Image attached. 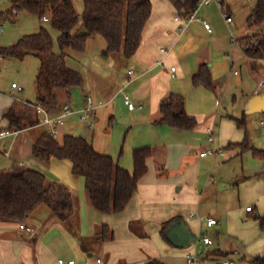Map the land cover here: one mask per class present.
<instances>
[{"label": "crops", "instance_id": "crops-1", "mask_svg": "<svg viewBox=\"0 0 264 264\" xmlns=\"http://www.w3.org/2000/svg\"><path fill=\"white\" fill-rule=\"evenodd\" d=\"M72 1L75 5V0ZM151 2L152 13L143 30V40L137 52L130 58H126L122 52L114 53L111 54L114 57L112 62L106 65L97 63L112 71L111 80L104 82L103 87L94 89L88 84L83 74L88 68L84 67L82 72L76 60L66 52L68 66L81 72L85 83L82 88L73 89L71 97H67L66 101L60 102L61 107L69 103L81 109L85 106L87 96H91L95 102L103 101L104 106L119 99L122 102L123 99L124 113H120L122 118L119 121L136 124L140 128L139 134L131 132L123 153L118 154L119 151L113 150L114 146H109L94 133L91 134L94 131L96 111L90 117L92 128H89L87 120L82 119V113L77 112L80 120L87 124L86 128L80 129L65 121L60 130L62 139L57 138L62 142L67 134L81 136L86 133V139L98 152L110 155L130 173L134 172L133 150L152 147L153 155L147 159L148 171L140 179L136 193L123 212L101 213L92 207L85 189V179L73 174L69 160L52 158L43 164L42 161L31 163L37 167H28L42 171L48 180L62 182L70 189L74 197V215L68 221L61 222L51 216L48 206L42 205L23 223L0 220V264H59V258L96 264L97 257L103 259V264H147L149 258H160L167 264H187L186 256L199 254L200 249L207 256H218L219 264L223 260L235 264L230 259L232 255L245 260L242 258L247 254L239 251L238 245L239 240L247 237L243 235L246 232L244 225L239 226L240 218L250 206L245 188L255 194L258 188L254 189V186H259L260 181V189L264 193V167L259 173L243 171L242 177H237L236 172L232 175L227 170H220L222 166L218 167L217 159L237 152L226 146L240 140L241 134L235 130L227 115L221 112L215 115L214 110L221 104L218 93L222 94L223 89L231 86L232 82H238L240 71L236 68L237 62L245 63L254 74L264 75V59H253L245 53V49L256 42L254 37H246L257 34L264 36L263 31L258 28L254 31L255 28H250L247 22L257 0H222V6L210 1L200 5L195 18L187 23L176 19L184 15V11L176 8L171 0ZM77 11L82 14L79 9ZM223 13L232 17V24L226 22ZM238 16H243L240 18L242 21L238 22ZM39 20L40 29L45 27L44 22H49ZM204 22L210 24L212 31H208ZM3 30L1 25L0 34ZM232 36L235 40H232ZM8 59L11 58L0 57V68ZM201 63H209L212 78L220 82L221 88L214 91L193 84L192 76ZM37 66L39 69L40 63ZM172 67H176L174 73ZM11 90V95L18 91L12 85ZM91 92L98 98H94ZM170 93L185 97L187 112L200 119L198 127L186 130L154 124V120L160 116L161 102ZM126 95L139 105L134 104L135 107L129 109L125 103ZM23 100L34 102L36 99L12 100L0 92V127L8 125L4 118L5 112L15 101ZM118 110L114 109L116 114H119ZM126 118H129L128 122L124 121ZM256 127H259L258 122ZM35 128H42V131L34 134ZM44 131L48 130L38 125L18 131L29 132L30 136L18 138L15 137L17 133L0 137L1 150L10 156L8 163L0 165V170L13 166L25 167L21 142H30L32 150L33 143ZM209 134L214 135V145L216 148L219 145L222 152L202 156V152L212 147L208 141ZM8 137H12L9 147L13 150V156L5 143ZM236 187L238 198L235 196ZM40 209L47 212L46 219L38 218ZM253 211L254 207L247 213ZM208 217H215L218 222L207 227L205 220ZM173 218L177 220L169 230L182 220L189 232L197 237V241L181 247L168 236L165 239L161 233L162 225ZM21 225L25 228H21ZM103 225L113 231L111 239H100ZM209 232L216 238H211V244H204L203 234L208 236ZM263 235L254 227V235L250 238H255L258 250L251 259L264 253V244H261ZM223 244H227V249H223Z\"/></svg>", "mask_w": 264, "mask_h": 264}, {"label": "trees", "instance_id": "trees-1", "mask_svg": "<svg viewBox=\"0 0 264 264\" xmlns=\"http://www.w3.org/2000/svg\"><path fill=\"white\" fill-rule=\"evenodd\" d=\"M176 8L188 15L195 10L200 0H171ZM84 10L80 15L72 0H12L11 7L1 15L16 19L20 11L36 14L40 19L49 17L53 29L59 32L55 51V40L46 27L21 37L16 43L0 46V57L23 60L29 55L37 57L40 66L36 76L37 97L33 103L15 101L5 112L4 130L22 131L39 125L40 117L35 106L49 111L61 108L57 89H65L67 97L75 88L85 83L81 72L68 66L66 51L86 50L90 37L102 35L107 43L104 56L122 52L132 57L141 46L143 30L152 13L151 0H83ZM250 28H259L264 23V0H257L256 7L247 20ZM256 42L245 49L248 57L264 59V36L253 35L246 39ZM195 86L203 85L216 91L222 87L211 75L209 63H201L192 76ZM160 116L156 125L193 130L199 125L198 118L186 110L185 97L170 93L159 106ZM238 127L246 128L245 118L236 119ZM227 149L238 148L241 152L251 150L255 158L264 163V149L250 145L247 137L230 143ZM32 153L41 161L52 158L69 160L75 176L85 179V189L93 208L101 213L123 212L138 189L140 179L147 173V159L153 155L150 146L133 150L134 172L120 167L108 154L98 152L86 138L67 134L60 142L49 131L42 132L32 145ZM264 176V168L262 170ZM46 205L51 216L61 222L68 221L75 211L74 197L62 182L50 181L40 170L13 166L0 170V220L23 223L40 206ZM264 226V217L255 214ZM177 218L163 223L161 233L167 239V231ZM102 241L111 239L113 231L103 225L99 234ZM245 259V258H242ZM264 264V253L249 261ZM147 264H167L160 258H149Z\"/></svg>", "mask_w": 264, "mask_h": 264}, {"label": "rangeland", "instance_id": "rangeland-1", "mask_svg": "<svg viewBox=\"0 0 264 264\" xmlns=\"http://www.w3.org/2000/svg\"><path fill=\"white\" fill-rule=\"evenodd\" d=\"M11 2L12 0H0V12H5L7 9H9L11 7ZM75 5L77 9L80 10V13H83V0H75ZM238 17V22L242 21L240 18L243 16ZM40 24L41 22L36 14L24 10L18 13L16 19H12L11 16L8 15H0V26L3 25L4 28L3 32L0 34V46L14 44L24 35L39 31ZM43 25H45L51 34H53L55 40V51H59L57 43L59 32L53 29L49 22H44ZM258 29L264 32V23ZM255 30L256 28L254 31ZM106 47L107 43L105 38L102 35H98L88 38L86 50L84 52H78L73 49L66 51L69 57L76 60L75 63L80 67L82 72L84 67L88 68V70H86V72L84 71L83 74L85 77H87L88 84H90L94 89L103 87L104 82H107L112 78V71L108 67L97 65V63H103L106 65L109 62H112V59L114 58L113 55H103V51L106 49ZM39 63V59L33 55H29L23 60L12 58L8 59V61L3 64V67L0 68V92L5 97L12 100L26 98L36 99L35 80L38 72L37 65ZM99 68H102L103 70H99ZM236 68L240 71V75L237 77L238 82H232L231 86L223 89L224 92L222 94L218 93V96L221 99V104L219 108L216 106L214 110L215 115L216 113L219 114L220 112L223 115H227L228 119L234 124L235 130L241 134L240 140L233 141L231 143L241 142L247 137L250 145L259 149H264V75L252 73L245 63L237 62ZM100 71L105 72V74L100 73ZM13 82H15L19 87L23 88V91H14V94L11 95V85ZM56 91L60 101L67 100V92L65 89H57ZM91 93L94 98H98L93 92ZM132 101L135 105H139L136 100ZM122 102L124 103L123 99ZM122 102L119 99L117 102H110L107 105L98 108L97 117L94 120V131L91 132V134L94 133L98 139L105 141L109 146H114L113 150L119 151L118 154L123 153L128 135L131 132L132 134L138 135L140 131L139 126L136 124L122 123L119 121V119L122 118V114L120 113H124ZM73 107L76 108L75 106ZM115 108L119 109V114H116L114 111ZM75 113L66 117L65 121L76 127H79L80 129H85L87 124L80 120V114ZM196 117L200 122L199 117ZM243 117L245 118L246 122L245 129L238 127L236 120ZM257 122L259 123V127H256ZM45 129L47 130V128ZM33 131L34 134H38L40 131H42V128H35ZM29 134V132H21L17 135H14L15 137L21 138L24 136L26 137L27 135L30 136ZM56 138L59 140L62 139L61 131ZM89 140H91V138ZM11 141L12 137H8V139L5 141L8 147L11 146ZM21 146L23 147V149H21V154L23 156L25 167H37L33 166L31 163L41 162V160L33 155L30 142H21ZM9 148L13 156V150L11 147ZM217 148L220 149L221 147L217 145ZM232 150L237 152L233 153V155L229 157L228 154L225 157L219 156L217 159V163H219L218 167L222 166L220 170H227V172L231 173L232 175H235L236 172L237 177H242L243 174L241 172L243 171L249 173H259L262 167H264L263 161L255 158L251 150H245L243 152H241L238 148ZM9 160L10 156H6L4 151L1 150L0 142V165L2 163H8ZM43 163H46V161H42V164ZM217 172L219 173V171ZM260 187L261 182L259 181V186H254V189L258 188L255 194H253L251 190L245 188V196L248 197L247 203L252 208L254 207V211L247 213V210L245 209L246 211L244 216H242V219L240 218L239 222L241 223H239V226L241 227V224L244 225L246 232L243 235L247 237H245V239H241V241L239 240L241 243L240 244L238 242L239 251H243V253H246L247 255L245 260H241V257L238 255H232L230 259L234 260L235 264H251L249 260L258 250V246H255V238H250L254 235V227H256L260 233L264 234V226L261 225V219L255 218L256 213H259L261 217H264V193ZM234 190L236 192L235 196L238 198V188L236 187ZM251 194H253V196H250ZM37 214L38 218L40 219H46L47 217V212L41 209ZM208 236L214 240L216 238L214 234L210 232ZM261 244H264V235L261 239ZM222 247L223 249H227L228 246L227 244H223ZM198 252L201 256V261L199 264H219L220 258L218 256H207L206 252L202 251L201 249Z\"/></svg>", "mask_w": 264, "mask_h": 264}, {"label": "built area", "instance_id": "built-area-1", "mask_svg": "<svg viewBox=\"0 0 264 264\" xmlns=\"http://www.w3.org/2000/svg\"><path fill=\"white\" fill-rule=\"evenodd\" d=\"M210 1H215L216 3L219 4V6H222L221 5L222 0H200L197 7L195 8V10L193 12H191L188 15H180L176 19L182 20L185 23L193 20L195 18V13H196L197 8L200 5H202L204 3H208ZM223 16H224L226 22H228L229 24L233 23V19L231 16L227 15L226 13H223ZM43 19L45 21H49L48 16L43 17ZM204 25L208 29V31H212L209 23L204 22ZM232 40H235L234 36H232ZM171 71H172V73H174L176 71V67H172ZM131 72L132 71H130V73ZM12 87L17 88L18 91L23 90V88L19 87L16 83L12 84ZM125 103L128 106V108L131 110L135 107L134 103L130 100V97L128 95L125 96ZM104 104L105 103L103 101L95 102L91 96H87L85 106L81 109L74 108L69 103L64 104L57 112L49 111L40 105L35 106V109H36V112L38 113V115L40 117L39 125L47 128V130L53 136L57 137L61 128L65 124L66 117L74 114L75 112L82 113V116H81L82 119L87 120L89 122V128H92L93 122H91L90 117L96 113L98 108L104 106ZM16 133H18V131L4 130L0 133V137L9 136V135L16 134ZM208 141L212 145V147L209 148L207 151L202 152L201 153L202 156H205L206 154H216L218 152L219 153L222 152V150H219L215 147V145H214L215 138H214L213 134L208 135ZM252 210H253V208L251 206L247 207V211H252ZM217 222H218V220L215 217H208L205 220V224L207 227H212ZM21 228H25V226L21 225ZM27 229L29 231L33 230L31 228H27ZM202 240H203L204 244H211L212 243L211 238L207 235H204V234H203ZM186 261H187V264H199L201 261V256L199 254H188L186 256ZM58 263L59 264H90L87 261L86 262H78L75 259L65 260L63 258H59ZM95 263L96 264H103V259L101 257H97ZM222 264H234V263L230 260H223Z\"/></svg>", "mask_w": 264, "mask_h": 264}, {"label": "water", "instance_id": "water-1", "mask_svg": "<svg viewBox=\"0 0 264 264\" xmlns=\"http://www.w3.org/2000/svg\"><path fill=\"white\" fill-rule=\"evenodd\" d=\"M27 102L33 103L32 100H26ZM125 122L129 121V118L124 120ZM82 138H86V133L81 134ZM167 236L172 242L181 247H187L191 242H196L197 237L193 236L188 228L185 226L184 222H181L178 225L172 227L168 232Z\"/></svg>", "mask_w": 264, "mask_h": 264}]
</instances>
